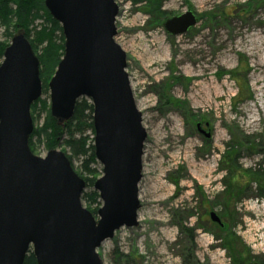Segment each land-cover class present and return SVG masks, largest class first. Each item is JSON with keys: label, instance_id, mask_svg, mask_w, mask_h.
I'll use <instances>...</instances> for the list:
<instances>
[{"label": "rangeland", "instance_id": "obj_1", "mask_svg": "<svg viewBox=\"0 0 264 264\" xmlns=\"http://www.w3.org/2000/svg\"><path fill=\"white\" fill-rule=\"evenodd\" d=\"M115 2L114 39L126 53V72L147 137L137 224L120 227L101 243L97 252L103 264H188L192 258L226 264L216 236L225 232L232 251L262 263L264 73L260 81L251 68L264 60V50L255 53L257 43L251 41L257 34L264 39V0ZM187 9L198 23L181 35H169L163 21ZM42 121L41 114L37 123ZM197 122L210 131L209 138L198 131ZM55 149L64 153L65 148ZM47 151L41 143L34 154L43 157ZM73 164L78 168V161ZM209 212L222 213L227 224L222 233ZM181 221L194 230L192 242L185 234L189 231L180 229Z\"/></svg>", "mask_w": 264, "mask_h": 264}, {"label": "water", "instance_id": "obj_2", "mask_svg": "<svg viewBox=\"0 0 264 264\" xmlns=\"http://www.w3.org/2000/svg\"><path fill=\"white\" fill-rule=\"evenodd\" d=\"M59 22L64 51L48 81L50 114L69 120L80 97L93 105L94 181L98 219L82 205L85 181L60 150L35 155L31 104L41 95L39 61L23 33L14 34L0 62V264H103L97 249L120 227L137 224L138 184L147 137L126 72V53L115 41V0H44ZM198 23L185 12L163 29L181 35ZM208 125V123H205ZM198 131L206 138L210 131ZM222 226L219 216L210 212Z\"/></svg>", "mask_w": 264, "mask_h": 264}, {"label": "trees", "instance_id": "obj_3", "mask_svg": "<svg viewBox=\"0 0 264 264\" xmlns=\"http://www.w3.org/2000/svg\"><path fill=\"white\" fill-rule=\"evenodd\" d=\"M0 27L3 28L5 36L4 41H0V62L5 47L16 33H23L28 39L39 61L42 89L40 97L30 106L33 120V130L28 138L30 150L35 153L37 146L41 143L46 150L64 146V153L71 165L74 167L73 162H79L78 168L74 167V169L85 181L81 198L87 209L95 214L101 201L93 184L101 175V169L96 168L98 162L94 155L93 105L89 99L80 97L75 103L72 117L60 122L50 114L49 96L42 98V95L49 93L48 81L63 55L64 36L61 25L46 9L44 0H0ZM41 114L43 121L39 125L37 120ZM228 159L233 163L234 156ZM184 227L181 221L180 229L182 232L183 229L189 231L185 234L188 235V242H192L194 230ZM218 231L222 233L224 229L219 227ZM230 242L229 240L228 243ZM193 262L194 258L188 264ZM23 264H36L31 250L25 255Z\"/></svg>", "mask_w": 264, "mask_h": 264}, {"label": "flooded vegetation", "instance_id": "obj_4", "mask_svg": "<svg viewBox=\"0 0 264 264\" xmlns=\"http://www.w3.org/2000/svg\"><path fill=\"white\" fill-rule=\"evenodd\" d=\"M205 126H207L206 124H204ZM203 124L200 122V129H202ZM204 127V126H203ZM210 213V212H209ZM222 214V213H221ZM221 214H217L221 220V222L223 223L222 226H220L219 223L217 222H213L210 217L209 220L216 225L217 227H221L222 229H226L227 224L225 222V219L223 218V216ZM209 216V214H208ZM217 237L221 238L218 240H222V248H224L225 252H226V256L225 259L227 260L226 264H264V261L261 263V259H259V257H251V259L249 258V256L246 255V253L244 255L243 252H235L232 251L229 247L230 245L227 244V232H225L221 235V237L219 235H216ZM226 238H224V237ZM223 238L225 239L223 241ZM229 238V237H228ZM193 264H213V262L211 261V258H208V260H206L204 263H199L197 260L194 259Z\"/></svg>", "mask_w": 264, "mask_h": 264}, {"label": "bare ground", "instance_id": "obj_5", "mask_svg": "<svg viewBox=\"0 0 264 264\" xmlns=\"http://www.w3.org/2000/svg\"><path fill=\"white\" fill-rule=\"evenodd\" d=\"M257 43V46H255V48H253L254 52L255 53H259L261 52L262 50H264V39L262 37H260L258 34L254 37V39L251 41V44H256ZM259 61V66L258 68H256V66H253L251 68V70H254L257 72V77L260 81H263V73H264V60L262 59L261 57V60L258 59ZM258 69V70H257ZM261 96L264 98V86L262 87V91H261ZM264 104V102H262ZM260 112H261V118L263 119L264 118V105L262 107H260ZM254 227H258V225H255Z\"/></svg>", "mask_w": 264, "mask_h": 264}]
</instances>
